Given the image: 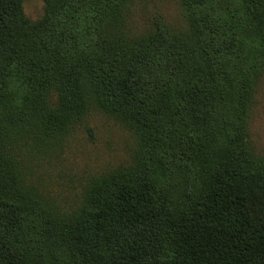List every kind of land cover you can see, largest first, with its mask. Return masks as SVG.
I'll use <instances>...</instances> for the list:
<instances>
[{"label":"trees","instance_id":"16d2710c","mask_svg":"<svg viewBox=\"0 0 264 264\" xmlns=\"http://www.w3.org/2000/svg\"><path fill=\"white\" fill-rule=\"evenodd\" d=\"M57 1L32 23L18 0H0V264H22L12 239L21 214L35 203L21 173L20 159L30 149L53 146L93 104L135 131H148L164 106L147 101L150 81L166 78L179 91L190 89L192 102L201 105L215 95L220 74L236 104L227 103L232 114L226 118L241 124L245 145L253 85L264 71V0H237L227 22L215 18L207 0H182L189 32L151 30L121 43L114 56L109 44L110 56L85 58L69 57L56 34L60 14L51 8ZM216 9L225 13L221 3ZM236 12L241 16L234 22ZM104 18L113 27L119 11H105ZM27 44L34 45L31 52ZM17 81L21 95L13 91ZM174 173L180 188L183 177ZM86 200L83 216L72 214L63 225L53 217L65 264H264V158L250 151L223 159L189 209L162 197L157 178L141 163L97 177ZM166 242L173 249L169 259L157 254Z\"/></svg>","mask_w":264,"mask_h":264},{"label":"rangeland","instance_id":"374dc122","mask_svg":"<svg viewBox=\"0 0 264 264\" xmlns=\"http://www.w3.org/2000/svg\"><path fill=\"white\" fill-rule=\"evenodd\" d=\"M18 1L24 17L32 23L45 18L51 2ZM207 2L215 18H226V22L232 9L237 8V0ZM182 3V0H58L51 11L60 14V29L55 30L69 57H108L109 44L114 56L121 43H130L129 40L151 30L168 35L189 32L191 24ZM218 3L226 14L216 9ZM105 11L111 16L119 11L113 27L105 20ZM240 16L236 12L234 22ZM27 45L31 52L34 45ZM221 76L216 75L215 95L207 94L210 103L201 105L192 102L190 89L179 91L166 78H161L158 86L150 81L147 101L160 100L164 106L159 110L161 117L149 123L148 131H135L93 104L82 120L53 140V146L42 152L28 149L20 159L21 173L25 186L35 195V203L31 212L25 213L27 216L21 214L15 227L16 239H12L14 252L22 257V264H65V248L58 250L61 235L53 217L63 225L72 214L80 211L78 214L83 216L89 205H86L87 191L99 176L141 163L146 172L157 178L162 197L168 195L189 209L197 202L200 186L207 183L215 167L236 150L264 158V71L253 85L242 135L245 145L239 139L241 124L235 118H226L232 114L227 103L236 104L227 95ZM13 87L14 93L21 95L24 86L17 81ZM152 108L157 112V105ZM240 118L243 122V116ZM178 171L184 182L180 188L172 179ZM173 189L177 193H171ZM250 213L259 215L254 206L250 207ZM171 250L166 242L157 254L169 259Z\"/></svg>","mask_w":264,"mask_h":264}]
</instances>
